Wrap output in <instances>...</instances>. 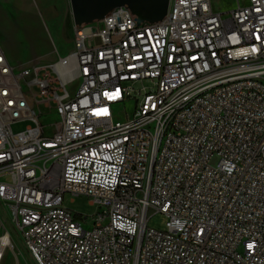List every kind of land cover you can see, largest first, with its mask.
<instances>
[{
  "label": "built area",
  "instance_id": "obj_1",
  "mask_svg": "<svg viewBox=\"0 0 264 264\" xmlns=\"http://www.w3.org/2000/svg\"><path fill=\"white\" fill-rule=\"evenodd\" d=\"M72 32L45 65L0 44V206L33 263L264 264V0H169L153 23L119 6Z\"/></svg>",
  "mask_w": 264,
  "mask_h": 264
},
{
  "label": "rangeland",
  "instance_id": "obj_2",
  "mask_svg": "<svg viewBox=\"0 0 264 264\" xmlns=\"http://www.w3.org/2000/svg\"><path fill=\"white\" fill-rule=\"evenodd\" d=\"M212 5L215 10L227 11L236 5V0H212ZM72 28L69 0H0V44L15 67L36 62L41 65L53 62L55 60L54 46L60 55L68 54L74 46ZM123 109L131 113L133 102L126 103ZM42 111L49 113L41 117L42 125L45 127L57 119L54 108L42 109ZM28 123L30 122L13 123L11 130L14 133L21 132ZM209 162L214 166L218 158L212 157ZM64 205L71 211L86 217L82 220L85 228L93 225L97 210L94 205H91L87 196L72 197L66 193ZM3 212L0 206V218L15 240L14 249L18 264H34L21 246ZM166 222L167 217L162 213L151 214L148 218V225L156 229L165 230ZM1 232L3 228L0 225ZM1 264H15V258L10 249L5 250Z\"/></svg>",
  "mask_w": 264,
  "mask_h": 264
},
{
  "label": "water",
  "instance_id": "obj_3",
  "mask_svg": "<svg viewBox=\"0 0 264 264\" xmlns=\"http://www.w3.org/2000/svg\"><path fill=\"white\" fill-rule=\"evenodd\" d=\"M75 26L101 20L112 9L126 6L138 22H158L165 16L169 0H69ZM87 29H84V33Z\"/></svg>",
  "mask_w": 264,
  "mask_h": 264
},
{
  "label": "crops",
  "instance_id": "obj_4",
  "mask_svg": "<svg viewBox=\"0 0 264 264\" xmlns=\"http://www.w3.org/2000/svg\"><path fill=\"white\" fill-rule=\"evenodd\" d=\"M3 47V46H2ZM5 51V50H4ZM5 53H6V51H5ZM6 55H7V53H6ZM7 57H8V55H7ZM9 58V57H8ZM10 60V59H9Z\"/></svg>",
  "mask_w": 264,
  "mask_h": 264
}]
</instances>
